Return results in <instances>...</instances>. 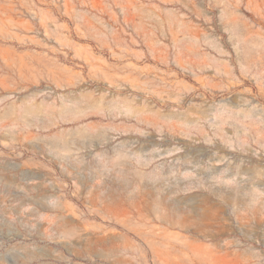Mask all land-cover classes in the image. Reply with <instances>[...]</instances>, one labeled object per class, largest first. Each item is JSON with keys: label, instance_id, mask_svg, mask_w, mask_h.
<instances>
[{"label": "rangeland", "instance_id": "obj_1", "mask_svg": "<svg viewBox=\"0 0 264 264\" xmlns=\"http://www.w3.org/2000/svg\"><path fill=\"white\" fill-rule=\"evenodd\" d=\"M0 264H264V0H0Z\"/></svg>", "mask_w": 264, "mask_h": 264}]
</instances>
